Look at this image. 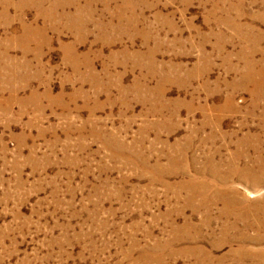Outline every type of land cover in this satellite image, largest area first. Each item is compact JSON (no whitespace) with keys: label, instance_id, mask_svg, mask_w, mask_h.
I'll use <instances>...</instances> for the list:
<instances>
[{"label":"rangeland","instance_id":"1","mask_svg":"<svg viewBox=\"0 0 264 264\" xmlns=\"http://www.w3.org/2000/svg\"><path fill=\"white\" fill-rule=\"evenodd\" d=\"M263 83L264 0H0V264H264Z\"/></svg>","mask_w":264,"mask_h":264},{"label":"bare ground","instance_id":"2","mask_svg":"<svg viewBox=\"0 0 264 264\" xmlns=\"http://www.w3.org/2000/svg\"><path fill=\"white\" fill-rule=\"evenodd\" d=\"M257 37H258V36H257ZM259 37H260V36H259ZM260 39H261V38H260ZM254 50H255V49H254ZM252 51H253V50H252ZM255 51H256V50H255ZM249 52H250V51H249ZM251 55H252V54H251ZM252 56H253V55H252ZM246 57H247V55H246ZM254 59H255V58H254ZM249 61H250V60H249ZM252 61H253V60H252ZM252 61H251V62H252ZM253 63H254V62H253ZM258 64H259V63H258ZM255 65H256V64H255ZM259 65H260V64H259ZM253 66H254V65H253ZM253 68H254V67H253ZM260 68H261V67H260ZM256 71H257V70H256ZM256 71H255V72H256ZM248 73H249V72H248ZM245 74H246V73H245ZM249 75H251V74H249ZM253 75H254V74H253ZM254 77H255V76H254ZM248 78H249V77H248ZM248 78H247V79H248ZM251 78H252V77H251ZM248 81H249V80H248ZM257 81H258V80H257ZM259 82H260V81H259ZM263 84H264V83H263ZM252 89H253V88H252ZM253 90H255V89H253ZM261 90H262V89H261ZM261 90H260V91H261ZM257 91H259V90H257ZM255 92H256V91H255ZM257 93H258V92H257ZM259 94H261V93H259ZM257 96H258V95H257ZM258 98H259V97H258Z\"/></svg>","mask_w":264,"mask_h":264}]
</instances>
